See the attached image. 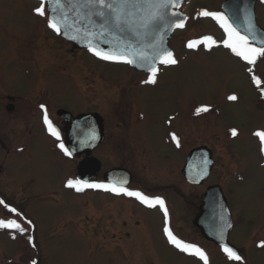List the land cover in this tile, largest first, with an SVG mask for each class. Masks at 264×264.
I'll return each mask as SVG.
<instances>
[{
	"label": "rangeland",
	"instance_id": "374dc122",
	"mask_svg": "<svg viewBox=\"0 0 264 264\" xmlns=\"http://www.w3.org/2000/svg\"><path fill=\"white\" fill-rule=\"evenodd\" d=\"M223 1L188 0L186 27L175 31L169 43L176 63L159 66L152 84L145 83L150 75L140 77L127 65L100 61L90 50L72 52L49 27L45 2V15L36 14L42 0H0V200L8 206L0 204V220H15L25 229L23 234L0 229V264H203L169 242L159 210L151 214L118 204L103 189L67 187L76 180L80 160L66 158L48 136L36 117L46 108L18 113V105H31L29 98L105 116L107 139L92 155L103 162L101 173L123 166L147 188L169 187V230L200 248L208 264H264V143L256 135L264 133V57L248 64L224 47L228 36L220 24L199 14L200 9L222 13ZM256 18L264 29V0L257 3ZM206 36L215 44L188 47ZM112 76L117 79L110 82ZM131 81L147 89L124 85ZM9 95L18 101L11 102L16 107L11 113L5 108ZM130 100L152 109L134 115L143 116L141 128L152 126L155 133L131 136L148 154L130 147L128 110L117 112ZM202 108L208 110L197 111ZM30 129L37 134L27 137ZM169 132L170 150L162 144ZM201 146L212 151L215 163L205 184L191 187L181 169L189 151ZM165 155L170 157L167 168L161 163ZM211 185H219L228 201L233 216L229 241L241 252L240 261L199 238L193 226ZM112 213L137 218L127 219L123 228L117 216L108 219Z\"/></svg>",
	"mask_w": 264,
	"mask_h": 264
},
{
	"label": "water",
	"instance_id": "95a60500",
	"mask_svg": "<svg viewBox=\"0 0 264 264\" xmlns=\"http://www.w3.org/2000/svg\"><path fill=\"white\" fill-rule=\"evenodd\" d=\"M61 3L63 7L53 11V8L56 7L55 0H45L48 22L50 19L56 20L61 29V37L75 50H89L91 45L93 49L104 52L143 51L148 60L144 61L137 57L133 64L108 61L95 55L100 61L129 65L135 71L142 73L151 74L150 67L155 66L158 70V67L163 65L160 63L162 54L165 52L172 53L169 43L173 33L177 30H183L187 24V16L183 12V6L188 4V0H176L178 6L167 9L165 18L157 21L148 29L140 26L142 15L140 12L136 13L133 18L134 22L130 24L120 28L109 26L104 29L100 26L101 19L99 17L88 15L93 10L85 7L86 0H61ZM256 3L257 0H224L221 11L228 17L232 26L241 35L249 36L250 40L253 34L249 33L248 28L251 25L255 35L252 43L256 47H264V29L257 23ZM204 11L206 10L200 9L199 14L201 15ZM173 12L178 15L173 16L171 14ZM176 20H183L184 27L176 28L174 26ZM92 52L94 53V51ZM129 58L132 57L129 56ZM8 111H12V109L9 108ZM59 115L64 121L72 122L68 127L66 136V148L71 153L68 156L70 158L86 156V159L78 166V180L95 184L101 170V164L90 156L104 139L102 117L97 113L79 114L74 117L66 111H60ZM55 128L60 133V130ZM213 165V154L208 147L194 148L186 158L182 176L191 186H200L210 177ZM126 177L127 182L124 186L130 183L128 173ZM232 225V212L222 188L219 185L209 186L204 193L199 213L194 220V226L208 242L222 248L227 246L240 256V251L229 242Z\"/></svg>",
	"mask_w": 264,
	"mask_h": 264
},
{
	"label": "snow or ice",
	"instance_id": "6c2138e0",
	"mask_svg": "<svg viewBox=\"0 0 264 264\" xmlns=\"http://www.w3.org/2000/svg\"><path fill=\"white\" fill-rule=\"evenodd\" d=\"M45 0H42L41 7L36 8L35 12L37 15L44 16L45 8H44ZM56 7L53 8V11H56L57 8H62L63 4L61 0H55ZM178 4L176 0H86L85 7L89 8L90 11L88 13L89 16H97L101 19V28H108L109 26H114L116 28H120L123 25L130 24L133 21V18L136 16L137 12L142 13L140 17V26L144 29L150 28L157 21H161L166 16V10L170 7H177ZM173 16L178 15L177 13H171ZM204 17H211L216 20L220 27L224 29L225 33L228 36V39L224 42V47L230 48L232 52L241 57L248 64H255L256 59L258 57H264V47H256L252 43V40L255 39L254 29L251 25H249L248 31L252 33V39L250 40L249 36L241 35L240 32L235 29L232 24L229 22L228 17H226L223 13L220 12H207L204 11L201 13ZM174 26L176 28H183L184 22L183 20L174 21ZM49 27L53 28L57 33L61 31L58 23L55 19L49 20ZM215 44V41L211 36H206L202 40L198 41H190L188 44L189 48H194L199 44ZM90 51H94V54L100 57L101 59L108 61H117L123 62L127 64H133L135 59L138 57L141 60L147 61L148 57L143 51H132L130 53H126L123 51H112V52H104L102 50L93 49L92 46H89ZM131 56L132 58H129ZM161 64H175L176 60L173 58L171 52H165L162 54V58H160ZM157 69L155 66L150 67L151 75L145 83H156V74ZM254 82L257 86L260 85V80L255 76L253 77ZM230 99L235 100L236 97L232 96ZM43 108V105H41ZM207 108L198 109L197 111H207ZM44 123L49 131V134L54 136L56 140H60L59 131L53 126L52 122L49 120L47 115V110L44 112ZM234 136L236 135L235 130L232 133ZM257 136L260 137L262 143H264V133H256ZM175 139V137H173ZM60 149L65 153V155H71L67 148H65L63 143L59 144ZM67 187L74 188L76 191H82L84 188H93V189H103L105 191H111L116 194H124L129 197H135L142 204H145L149 207H154L159 205L162 209L164 208V202L160 199H150L148 196L140 192L129 191L128 189L122 187V185H109V184H94L88 183L86 181L80 180H69L67 182ZM0 204H4L3 200H0ZM5 207H8L4 204ZM10 212H16V209L9 208ZM18 215V213H17ZM165 217H167V210L165 209ZM30 223V222H29ZM230 226V225H229ZM0 229H9L19 232L23 234L25 229L17 223L15 220H0ZM165 234L168 237L170 243H172L176 248H178L182 252H186L190 255L197 256L203 264H208V258L206 254L198 247L184 243L178 240L172 232L166 227L164 229ZM31 240V238H29ZM264 247V244L260 245ZM224 252L227 254L228 258L235 261H240L241 257L233 251V249L224 246ZM35 264V261L33 262Z\"/></svg>",
	"mask_w": 264,
	"mask_h": 264
},
{
	"label": "flooded vegetation",
	"instance_id": "af4514ba",
	"mask_svg": "<svg viewBox=\"0 0 264 264\" xmlns=\"http://www.w3.org/2000/svg\"><path fill=\"white\" fill-rule=\"evenodd\" d=\"M258 1L259 0H257V3H258ZM257 6V5H256ZM56 32V31H55ZM57 34V33H56ZM76 50H74L73 48H72V52H75ZM127 67L128 68H130V69H132L130 66H128L127 65ZM137 75H139L140 77H144V76H149V75H151V74H149V73H142V72H137V71H135L134 69H132ZM160 71H159V68H158V71H157V74L159 73ZM112 79H114V80H116L117 78L115 77V76H112V77H110V79H109V81L110 82H112ZM136 81H138V80H136ZM140 82V81H139ZM139 82L137 83V84H135L136 82H130L129 84L128 83H126V84H124V85H129V86H131L130 88L132 89H137V90H146V89H142L141 88V86H140V84H139ZM118 86H119V82H118ZM120 87V86H119ZM41 94V93H40ZM15 98H17L16 96H14V95H9L8 97H7V99L9 100V102L10 103H8L7 105H6V110H7V112H8V109L9 108H11L12 109V111H9L10 113L11 112H14L15 110H16V107H15V105H13L11 102H18L17 100L15 101ZM37 100V99H36ZM35 99L33 100V98H29L28 99V101L31 103V105L29 104V105H27V106H23V105H25L24 103H22V104H20V105H16L18 108L21 106V108H19V110H18V113H20L21 111H23L22 112V114L21 115H25L24 114V112H28L29 111V115H31V114H33L32 112H34L33 110V106H41V105H44L43 107L44 108H46L47 109V115H48V118H49V120L52 122V124H53V126L54 127H57L59 130H60V140L58 141V140H56V138L54 137V136H52V135H50V134H48V136H51L53 139H55V141L58 143V144H60V143H63L64 144V146H65V148H66V136H67V130H68V127L72 124V122H66V121H64V119L59 115V112L60 111H66V112H69V113H71L74 117H76V116H78L79 114H85L84 112H82V113H80V112H74V111H71V110H69V109H66L65 107H62V106H58V104H47L45 101H44V103L43 104H38V101H36ZM116 100H119V99H116ZM129 101V100H128ZM106 103H107V107H109L108 106V103H110V100L108 99V100H106ZM126 107H124V108H118L117 110V112H122V111H127L128 112V114H127V121H130V133L128 134L129 135V137H130V140H128V143H129V145H130V147L132 148L133 147V142H132V140H131V136L134 134L135 136H137L138 135V133L140 134V133H142V134H148V135H152V133L154 132L155 133V131H154V128L151 126V127H148V125L147 126H144L145 128H141V127H143L142 125H145V123H144V120H142L143 119V116H141L140 117V115L139 114H137V116H135L134 114H135V112L138 110V109H145V111H147V113H148V111L149 110H152V109H150V107H147L146 105H143V104H140V103H135V101H132V100H130V102H128V103H126ZM52 106H56L55 108H53ZM119 106V105H118ZM27 107H29V109H27L26 110V108ZM123 112V113H124ZM86 113H97V114H99L101 117H102V119H103V129H104V139H103V141H102V143L97 147V148H95L93 151H92V153H91V156H90V158H94L92 155L95 153V152H97V150L98 149H100V147L102 146V145H104L105 144V142H106V139H107V134H108V130H107V123H106V117L105 116H102V114H100V113H98V112H96V111H90V112H86ZM117 113L115 114V116L117 117ZM36 117H39V122H41V123H43V124H45L44 123V119H43V117H44V112H39V115L38 116H36ZM115 120V122H116V124L118 123V121L116 120V119H114ZM156 121H157V119H156ZM155 121V122H156ZM127 123V122H126ZM152 124H154V123H152ZM155 126V125H154ZM13 127H15V126H13ZM34 127V125L32 126V128ZM37 130L36 129H30L29 131H27V134H26V136L28 137H32V136H34V135H36L37 134ZM162 144L164 145H166V147L168 148V150H170V132H169V134L165 137V138H163V140H162ZM135 145V144H134ZM135 147L137 148V149H139V151L141 152V153H145V154H148L149 153V151H148V149L147 148H144V147H141L140 145H135ZM24 149V147H22V148H18V150H23ZM17 150V151H18ZM191 151V150H190ZM190 151H189V153H190ZM188 153V154H189ZM188 154H187V156H188ZM64 155H65V153H64ZM166 157H161V159H162V161H161V163H165V167L164 168H167L168 166H170V157L168 156V155H165ZM187 156H186V158H187ZM65 157L66 158H68V159H71V160H80V162L78 163V165H77V168H76V180H78V178H77V169H78V166H79V164L81 163V162H83L85 159H86V156H78V157H75V158H69L68 157V155H65ZM186 158H185V161H186ZM94 159H96V158H94ZM97 160V159H96ZM184 164H185V162H184ZM101 166L102 167H104L103 166V162L101 163ZM183 167H184V165H183ZM161 169H163L162 167H161ZM183 169V168H182ZM182 169H181V175H182ZM157 170V169H156ZM120 171H122V172H120ZM123 172H124V174H123ZM114 173V174H113ZM129 174L130 175V183L128 184V185H126V186H124L125 185V183L127 182V177H126V174ZM113 174V175H112ZM183 177V176H182ZM184 179V178H183ZM185 181V180H184ZM186 182V181H185ZM112 183H114L115 185H122V187H124V188H126V189H128L129 191H133V192H140V193H142V194H144L145 196H148L150 199H153V200H155V199H160V200H162L163 202H164V208L162 209L159 205H156V206H154V207H149V206H147V205H145V204H142L139 200H137L135 197H129V196H126V195H124V194H116V193H113V192H111V191H105L104 190V194H106V195H108V196H110L112 199H113V201L114 202H116V203H118V204H124V205H126V206H130V205H136L138 208H140L142 211H144V212H147V213H153V212H156L157 210H159L160 212H162V213H159L160 214V216H161V218H162V221H163V223H164V225H163V227L164 228H168V229H170V224H169V220H170V208H168L167 207V204H169L170 205V194H166L165 192H167L168 190H169V187H166V188H160V187H158V188H160V189H153V188H151V187H146V185H144L142 182H140L139 180H137L136 179V177H135V175H134V172L133 171H131L130 169H127L126 167H123V166H108L107 168H106V170L104 171V172H102L101 173V171L99 172V174H98V178H97V181H96V183L95 184H109V185H111ZM187 183V182H186ZM205 184V183H204ZM204 184H202V185H200V186H203ZM187 185H189V186H191L190 184H188L187 183ZM200 186H191V187H200ZM85 189H87L88 191H90V190H93V188H85ZM207 189V188H206ZM206 189H205V191H204V193L206 192ZM91 192V191H90ZM155 194L156 196L154 197V195H152V194ZM204 195V194H203ZM202 199H203V196H202ZM201 203H202V200H201ZM165 209L167 210V217H165ZM169 211V212H168ZM113 215L114 216H117L118 217V219H119V221H118V223L120 224L121 223V226L124 228L125 226H127V222H126V220L127 219H130V221L131 220H134V219H136L137 218V216H135L133 213H112L109 217H108V219H110V218H112L113 217ZM198 215V213L195 215V217ZM195 217H194V220H195ZM124 218V219H123ZM140 219V218H139ZM169 219V220H168ZM121 220H123V221H121ZM194 220H193V226H194ZM110 227V226H109ZM195 227V226H194ZM111 228V227H110ZM195 229L197 230V232H198V234H199V238H201V239H203V240H205L203 237H202V235H201V233H200V231L195 227ZM118 234H120V233H118ZM124 234V235H123ZM123 234H121L122 236H125V238H129V237H131V236H129V232H124ZM131 235V234H130ZM206 241V240H205ZM212 244V243H211Z\"/></svg>",
	"mask_w": 264,
	"mask_h": 264
}]
</instances>
